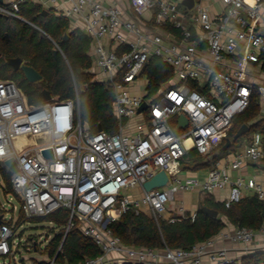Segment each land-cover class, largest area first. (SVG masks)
<instances>
[{
  "label": "built area",
  "instance_id": "built-area-1",
  "mask_svg": "<svg viewBox=\"0 0 264 264\" xmlns=\"http://www.w3.org/2000/svg\"><path fill=\"white\" fill-rule=\"evenodd\" d=\"M28 1L84 24L92 40L89 72L113 92L116 131L85 129L77 86L76 99L33 104L15 82L0 80V165L12 175L26 218L65 210V235L76 229L100 252L77 264H264V224L253 230L227 222L210 239L178 249L127 245L112 229L129 212L194 221L196 213L188 216L176 197L196 189L230 188L222 201L228 208L249 190L264 200L255 179H233L220 166L204 181L181 178L190 151L210 155L248 110L254 91L264 97L252 70L263 63L264 1L221 0L226 10L213 16L205 0H194L192 8L186 0H129L132 15L126 17L118 0H3L0 15L24 21L21 6ZM153 58L174 77L150 94L146 69ZM144 103L147 110L139 113ZM180 117L187 125L178 127ZM9 159L16 173L6 167ZM263 159V136L256 133L228 166L241 171L244 161ZM161 171L167 184L147 192L144 184ZM0 215V258L21 259L22 239ZM23 249L38 253L35 242ZM57 256L50 264H68Z\"/></svg>",
  "mask_w": 264,
  "mask_h": 264
},
{
  "label": "trees",
  "instance_id": "trees-1",
  "mask_svg": "<svg viewBox=\"0 0 264 264\" xmlns=\"http://www.w3.org/2000/svg\"><path fill=\"white\" fill-rule=\"evenodd\" d=\"M43 10L41 6L28 1L21 6L24 21L0 17V80L15 82L33 104L42 102L44 90H48L53 98L76 99L77 86L81 119L89 124L91 132H97L99 127L108 132L116 131L112 110L113 92L103 83H95L94 76L89 72L92 67L91 38L80 29H73L69 19L57 15L53 10L45 16ZM66 35L69 38L64 41ZM55 50H58L56 55ZM17 57L22 58L25 64L37 70L42 75V80L29 83L21 71L15 72L6 63V59ZM78 70H81V74H77ZM146 74L150 78V94L156 93L162 84L174 77L173 69L157 58L151 59ZM258 93L257 90L254 91L248 110L234 119L228 138L233 139L237 131L245 124L250 126V132L241 139L249 138L256 133L264 137V119L256 121L260 114ZM84 106L85 109H83ZM225 140L219 148L223 147ZM192 151L186 156L183 166L194 170L215 168L223 155L218 153L210 161L198 152L190 158ZM0 175L6 185L3 187L4 192L7 195L13 194L21 201L13 190L11 173L1 165ZM203 207L215 210L219 215L213 217L207 214ZM0 213H3L1 209ZM68 219L69 216L65 210L31 219L26 218L21 210L16 227L31 220H47L55 225L54 238L44 249L41 246L37 247L38 243H36V249L42 259H33L32 264H50L57 255L59 262L77 264L86 257H95L100 254L96 246L78 230L73 229L65 235ZM227 222L232 226L258 230L264 224V200L253 195L228 208L225 203L217 202L210 194L198 208L194 221L186 217L171 223L167 219L151 218L145 213L129 212L115 222L112 229L115 235L127 245L178 249L189 248L210 239L220 233ZM7 224L12 226L13 221Z\"/></svg>",
  "mask_w": 264,
  "mask_h": 264
},
{
  "label": "crops",
  "instance_id": "crops-1",
  "mask_svg": "<svg viewBox=\"0 0 264 264\" xmlns=\"http://www.w3.org/2000/svg\"><path fill=\"white\" fill-rule=\"evenodd\" d=\"M118 2L121 4L122 8L125 10L126 17L131 16L132 14H131L130 9H129V0H118ZM205 5L207 7H209L210 12L213 16L222 15L226 10V7L222 3L221 0H205ZM154 13H155V11H151V12L147 13V15L144 17V20L147 21V20L151 19L152 16L154 15ZM71 26L73 29H80L81 31L84 32V24L83 23H71ZM260 31L264 35V28H260ZM252 70L255 73L254 81L256 82V84L264 85V57H263V63L261 65L253 66ZM258 94L260 95V93H258ZM259 106H260V114H259V117L257 118L256 121H260V120L264 119V97L261 95L259 97ZM227 139H230V138L227 137L226 140ZM252 139H253V135L249 138L240 139L239 141L234 142L230 149L223 151L222 149H223L224 145L226 144V140H225V144L223 145L222 148H217V150L218 149L219 150L216 153H211L210 155H208L204 158L211 161L216 155H218V153H223V155L219 158L218 162L216 163L215 167L220 166V167L227 169L229 175L233 179H237L238 177H242V178H245L247 180L248 179H255L259 184L262 185V187L264 189V161L263 160L256 161V162H252L249 160L244 161V166L241 169V171L232 170L228 166L229 162L233 161L235 159V156L238 152H242L248 145L251 144ZM231 140H233V139H231ZM240 143H241V146L238 147V144H240ZM211 168L212 167L204 168V169H206V171H203L204 169L194 170L191 168H185L183 166V172L181 174V178H183V179H187V178L192 179L193 178V179H199L201 181H204L208 177L209 172L212 170ZM193 193L198 194L199 203L203 202L205 200V198L208 195H210V194H206V193L201 192L199 189H196L190 193L181 194L180 195V201H184L186 203L187 198L189 199L191 194H193ZM229 193H230V188H227L224 191L216 192V193L211 194V195L214 197V199L217 202H222L223 200H225L229 196ZM135 194H139V192H135ZM253 195H255L254 191L249 190L246 192L245 198L249 197V196H253ZM192 207H194V205ZM197 208H198V206L195 207V211L189 212L191 210L186 207L187 215L192 214V213H196L198 210ZM32 259H35V258H32Z\"/></svg>",
  "mask_w": 264,
  "mask_h": 264
},
{
  "label": "rangeland",
  "instance_id": "rangeland-1",
  "mask_svg": "<svg viewBox=\"0 0 264 264\" xmlns=\"http://www.w3.org/2000/svg\"><path fill=\"white\" fill-rule=\"evenodd\" d=\"M147 15V14H146ZM145 15V16H146ZM142 83V82H140ZM85 109V106L84 108ZM115 120V119H114ZM241 146V143L238 144V147ZM196 150H193L192 153L189 155L190 158L194 157L196 154ZM189 158V157H188ZM203 171H206L204 169ZM4 186L5 183L3 181V178L0 175V209L5 214L4 220L6 222L13 221L12 226H14L17 229L18 232V238L22 239V245L23 247L19 248V256L20 258H17L14 260L12 257L7 258H0V264H32V258H35L37 260L42 259V256L40 254H32L26 252L23 248L25 245H33V243H38L37 247L46 246L49 244V242L54 238V229L55 225L53 223H50L47 220H31L26 221L16 227L18 221L20 212L22 210V202L13 194L7 195L4 192ZM176 201H180V195H177ZM199 196L197 193L191 194L190 198H187L186 203L184 202L185 206L192 211H195V207L198 206L200 208V205L202 202L199 203ZM194 205V207H192ZM197 208V209H198ZM196 209V210H197ZM18 247H15V250H17ZM43 249V248H42Z\"/></svg>",
  "mask_w": 264,
  "mask_h": 264
},
{
  "label": "water",
  "instance_id": "water-1",
  "mask_svg": "<svg viewBox=\"0 0 264 264\" xmlns=\"http://www.w3.org/2000/svg\"><path fill=\"white\" fill-rule=\"evenodd\" d=\"M3 0H0V3H2ZM184 4L187 5L189 8H192L194 6V0H186L184 1ZM50 12L48 10H43V15H48ZM2 15H0L1 17ZM27 22V21H25ZM29 23V22H27ZM30 24V23H29ZM34 26V25H33ZM68 35L65 36L64 38V41L68 40ZM58 52V50H55L54 51V54L56 55ZM6 63L11 66L13 68V70L15 72H19L21 71L25 77V79L29 82V83H37V82H40L42 80V75L37 71L35 70L33 67L25 64L23 62V59L20 58V57H17V58H8L6 59ZM77 74H81V70H78L77 71ZM95 83H98V81H95ZM86 89V87L84 88V90ZM83 90V91H84ZM43 99L45 102H49L51 101L52 97H51V94L48 90H44L43 91ZM147 110V103H144L141 108L139 109V113L140 112H143ZM179 126L178 127H181V126H185L187 125L188 121L185 117H180L179 119ZM84 126H85V129L86 130H89L90 129V126L88 123H84ZM99 131H102V128L99 127L98 129ZM250 132V127L249 125L245 124L243 125L238 131L237 133L235 134L233 140L231 139H227L226 140V144L224 145L223 147V151H226L228 149H230L233 145L234 142H237L239 141L243 136H245L247 133ZM46 155H50L52 156V152L51 151H47L45 152ZM5 165L6 167H8L13 173H16L18 171V166L15 162L14 159H9L5 162ZM168 182V177L166 175V173L164 171H161L160 173H158L156 176L152 177L151 180H149L148 182H146L144 184V189L149 192L153 189H156V188H162L164 187ZM207 214L213 216V217H217L219 214L217 211L215 210H212V209H209L207 207H203L202 208ZM2 224V216L0 215V225Z\"/></svg>",
  "mask_w": 264,
  "mask_h": 264
}]
</instances>
